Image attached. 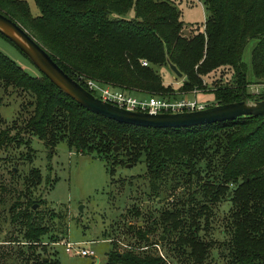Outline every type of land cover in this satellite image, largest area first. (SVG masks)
I'll return each instance as SVG.
<instances>
[{
    "label": "trees",
    "instance_id": "1",
    "mask_svg": "<svg viewBox=\"0 0 264 264\" xmlns=\"http://www.w3.org/2000/svg\"><path fill=\"white\" fill-rule=\"evenodd\" d=\"M33 1L38 14L30 13L25 0H0V12L21 25L85 90L75 73L127 91L178 98L184 91L202 88L205 76L227 69L230 82L214 80L210 105L251 99L241 60L248 38L256 39L250 55L253 82H264V0H202L204 20L189 35L180 33L179 11L171 0ZM129 8L133 15L123 17ZM165 57L182 73L176 87L164 84L158 72L139 61L166 65ZM0 88L21 97L19 111L25 114L20 115L19 125H11L16 127L14 134L0 127V146L20 133L38 137L49 151L63 139L69 149L101 157L109 183L115 182V166L141 162L144 170L137 176H143L152 197L176 188L186 192L156 216L131 207L144 223L127 226L135 242H147L158 222L177 263L200 264L214 240L198 232L223 202L225 240L219 243L225 264H264V114L186 126L119 122L81 106L39 70L29 74L1 51ZM30 170L37 178L35 184L38 170ZM126 183L130 185L131 179ZM32 203L26 199L10 216L23 227L20 242L26 244L27 255L7 264H54L35 253V246L46 243L44 235L50 241L57 238L48 235L50 227L33 213ZM105 264L165 261L150 251L125 249L110 250Z\"/></svg>",
    "mask_w": 264,
    "mask_h": 264
},
{
    "label": "rangeland",
    "instance_id": "2",
    "mask_svg": "<svg viewBox=\"0 0 264 264\" xmlns=\"http://www.w3.org/2000/svg\"><path fill=\"white\" fill-rule=\"evenodd\" d=\"M25 1L30 13L38 14L34 1ZM171 1L179 11L182 35H189L194 26L201 27L206 14L202 0ZM132 15L133 9L129 8L122 16ZM255 41V38H248L241 51L245 78L248 81L247 92L251 99L264 97V82H253L251 70L250 55ZM0 51L29 74L38 73V69L28 58L1 35ZM139 61L158 72L164 84L176 87L180 83V79L163 63L149 64L144 58ZM222 71L205 76L204 86L197 88L194 94L184 91L179 97L195 98L210 105L213 100L210 89L215 85L214 80L220 78L217 81L230 82L228 70ZM75 75L111 84L86 74ZM8 90L0 88V127L7 128L12 135L16 127L11 125H19L20 115L25 114L24 111H19L21 97ZM128 92L135 96L145 94V91L138 90ZM126 164L115 166L112 174L115 182L109 183L110 176L101 157L69 149L63 139L56 141L49 151L38 137L20 133L15 140L0 146V264H7L15 257L19 259V256L27 255L26 244L20 242L23 227L18 220H11L10 216L20 210L28 198L32 199L33 213L41 215L40 222L50 227L48 235H56L57 238L50 241L46 234L42 237L46 242L43 247L40 244L35 246V253L37 256L43 255L45 261L49 260L54 264H105L106 253L110 250L132 249L158 254L165 264H178L175 251L168 245L164 234L158 239L162 235L160 223L155 222L154 231L148 235L147 242H135L127 226L144 224L141 216L132 214L131 207L140 210V214L149 212L156 216L161 208L171 206L170 202L186 192L176 188L169 194L161 192L159 196L152 197V193L148 194L143 176H137L144 170L143 163ZM32 167L37 168L39 174L35 184L33 183L37 178L31 174ZM127 178L131 179L130 185L126 183ZM116 179L122 181L118 182ZM14 202V206H11ZM213 211L205 228L198 232L202 238L214 240L207 257L200 264H225L223 247L219 243L225 240V204L218 203ZM65 242L70 243L69 249H66ZM80 247L91 249L92 253L82 255L73 252L74 248ZM19 250H22L21 253H17ZM186 262L188 264L189 260Z\"/></svg>",
    "mask_w": 264,
    "mask_h": 264
},
{
    "label": "water",
    "instance_id": "3",
    "mask_svg": "<svg viewBox=\"0 0 264 264\" xmlns=\"http://www.w3.org/2000/svg\"><path fill=\"white\" fill-rule=\"evenodd\" d=\"M0 34L16 46L59 90L88 110L119 122L151 127L186 126L232 119L237 116L264 114V97L213 104L201 109L182 112L148 113L121 108L100 100L81 87L53 61L44 47L21 25L1 12ZM165 63L175 77H182V73L167 57H165ZM116 148V145L113 146V149ZM162 236L160 235L159 238Z\"/></svg>",
    "mask_w": 264,
    "mask_h": 264
},
{
    "label": "built area",
    "instance_id": "4",
    "mask_svg": "<svg viewBox=\"0 0 264 264\" xmlns=\"http://www.w3.org/2000/svg\"><path fill=\"white\" fill-rule=\"evenodd\" d=\"M83 83L86 89L100 100L130 110L145 111L148 113L182 112L201 109L207 106V103L198 101L195 98H168L153 94H140L135 96L133 93L125 91L119 87L100 82L90 77L83 78ZM196 91V88L191 89L193 94ZM262 91H264V85ZM65 247L66 249H69L70 243L65 242ZM73 252L86 255L92 253V250L80 247L74 248Z\"/></svg>",
    "mask_w": 264,
    "mask_h": 264
},
{
    "label": "flooded vegetation",
    "instance_id": "5",
    "mask_svg": "<svg viewBox=\"0 0 264 264\" xmlns=\"http://www.w3.org/2000/svg\"><path fill=\"white\" fill-rule=\"evenodd\" d=\"M161 235V234H160ZM160 235L158 236V239H161V238H159L160 237ZM163 237V236H162Z\"/></svg>",
    "mask_w": 264,
    "mask_h": 264
}]
</instances>
